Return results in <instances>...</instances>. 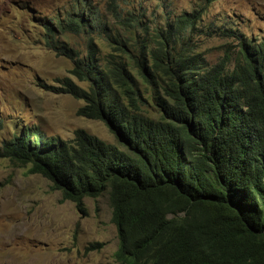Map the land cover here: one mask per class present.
Wrapping results in <instances>:
<instances>
[{
	"label": "trees",
	"instance_id": "16d2710c",
	"mask_svg": "<svg viewBox=\"0 0 264 264\" xmlns=\"http://www.w3.org/2000/svg\"><path fill=\"white\" fill-rule=\"evenodd\" d=\"M160 1L148 13L137 0H72L38 19V41L72 63L45 87L81 101L76 115L104 122L120 147L32 126L0 159L80 212L107 193L117 264H264V38L214 31L237 51L232 67V54L209 67L196 41L213 34L201 29L207 4L172 13Z\"/></svg>",
	"mask_w": 264,
	"mask_h": 264
},
{
	"label": "rangeland",
	"instance_id": "374dc122",
	"mask_svg": "<svg viewBox=\"0 0 264 264\" xmlns=\"http://www.w3.org/2000/svg\"><path fill=\"white\" fill-rule=\"evenodd\" d=\"M179 13L207 4L197 52L209 67L226 54L236 58L233 38L216 35L223 27L240 31L252 42L264 38V0H162ZM150 13L162 12L160 0H137ZM72 0H0V146L19 128L37 126L46 137L70 140L74 131L118 145L108 126L78 117L83 103L67 95H54L45 86H56L70 77L71 61L57 57L38 40V19L64 14ZM83 41L80 39L79 43ZM102 55L108 52L100 42ZM234 53V54H233ZM84 86L76 79H72ZM44 84V85H43ZM119 146V145H118ZM120 147V146H119ZM59 191L40 175L28 174L0 159V264H117L118 242L111 222L107 193L84 198V212L71 202L61 203ZM101 244L100 248H96Z\"/></svg>",
	"mask_w": 264,
	"mask_h": 264
}]
</instances>
